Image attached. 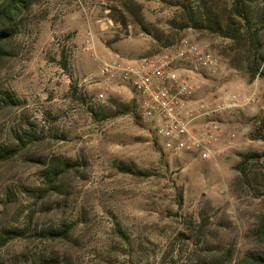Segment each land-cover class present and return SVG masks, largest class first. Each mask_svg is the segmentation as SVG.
Returning <instances> with one entry per match:
<instances>
[{
    "label": "rangeland",
    "instance_id": "1",
    "mask_svg": "<svg viewBox=\"0 0 264 264\" xmlns=\"http://www.w3.org/2000/svg\"><path fill=\"white\" fill-rule=\"evenodd\" d=\"M241 1L31 0L0 41V149L16 148L0 160V233L25 229L0 263L264 264V0ZM182 40L218 62L197 94L229 105L207 159L164 149L130 93L96 80L98 58Z\"/></svg>",
    "mask_w": 264,
    "mask_h": 264
},
{
    "label": "built area",
    "instance_id": "2",
    "mask_svg": "<svg viewBox=\"0 0 264 264\" xmlns=\"http://www.w3.org/2000/svg\"><path fill=\"white\" fill-rule=\"evenodd\" d=\"M98 59L97 82L130 93L136 113L164 149L204 159L216 152L222 127L214 116L229 105H214L211 95L203 98L197 94L199 79L218 66L207 44L182 40L148 55ZM105 97L104 90L97 93L98 99Z\"/></svg>",
    "mask_w": 264,
    "mask_h": 264
},
{
    "label": "trees",
    "instance_id": "3",
    "mask_svg": "<svg viewBox=\"0 0 264 264\" xmlns=\"http://www.w3.org/2000/svg\"><path fill=\"white\" fill-rule=\"evenodd\" d=\"M3 0H0V3ZM253 1V0H248ZM241 0H235L234 3V11L239 14L241 10L240 3ZM31 3V0H6L5 3L0 7V41L7 39L12 36L13 30L12 27L14 26L15 21L21 16V14L28 8L29 4ZM217 31L220 32L223 36L232 37L234 36V31L230 27H226L224 29H221L219 26L217 28ZM248 37L250 39V42L257 45L258 39L257 36L254 33L248 32ZM259 72V65L256 66L253 69L252 76L257 74ZM264 72V65L262 67V70L260 73ZM16 152V148L14 147H3L0 149V160L1 159H7L11 156H13ZM241 156V162H240V171L244 173L245 171V164L249 160V158L255 156L254 153H242ZM69 163H65V166ZM57 176L53 177L56 178ZM67 227L60 229L59 231H51L50 235L53 237H59V236H66L67 234ZM25 229L24 228H18V227H5L2 229L0 233V250L1 248L7 244L11 239L21 236L24 234ZM257 234L261 236V238L264 241V222H261L259 224V227L257 229ZM261 255L256 252H247L241 260H239L236 264H258L261 259ZM5 264V263H0Z\"/></svg>",
    "mask_w": 264,
    "mask_h": 264
},
{
    "label": "water",
    "instance_id": "4",
    "mask_svg": "<svg viewBox=\"0 0 264 264\" xmlns=\"http://www.w3.org/2000/svg\"><path fill=\"white\" fill-rule=\"evenodd\" d=\"M6 0H3L1 3H0V7L5 3Z\"/></svg>",
    "mask_w": 264,
    "mask_h": 264
}]
</instances>
